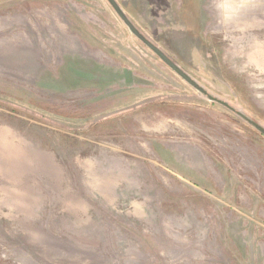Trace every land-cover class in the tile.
<instances>
[{
  "label": "rangeland",
  "instance_id": "rangeland-1",
  "mask_svg": "<svg viewBox=\"0 0 264 264\" xmlns=\"http://www.w3.org/2000/svg\"><path fill=\"white\" fill-rule=\"evenodd\" d=\"M0 0V264H264V0Z\"/></svg>",
  "mask_w": 264,
  "mask_h": 264
},
{
  "label": "water",
  "instance_id": "water-1",
  "mask_svg": "<svg viewBox=\"0 0 264 264\" xmlns=\"http://www.w3.org/2000/svg\"><path fill=\"white\" fill-rule=\"evenodd\" d=\"M118 16L121 18L122 21L127 25L129 31L133 33L137 38H139L143 43H145L155 54H157L160 59L165 62L168 66H170L178 75H180L187 83L193 86L195 89L204 93L209 100L217 101L210 95H208L202 88H200L190 77H188L181 69L175 66L168 58H166L161 51H159L154 45H152L149 41H147L139 31L127 20L126 16L124 15L123 11L118 7L117 3L114 0H107Z\"/></svg>",
  "mask_w": 264,
  "mask_h": 264
}]
</instances>
